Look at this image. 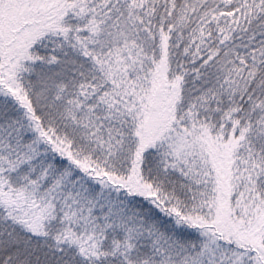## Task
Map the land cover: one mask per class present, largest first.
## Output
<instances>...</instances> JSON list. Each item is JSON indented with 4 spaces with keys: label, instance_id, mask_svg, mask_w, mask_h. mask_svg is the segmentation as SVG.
Returning <instances> with one entry per match:
<instances>
[{
    "label": "snow or ice",
    "instance_id": "snow-or-ice-1",
    "mask_svg": "<svg viewBox=\"0 0 264 264\" xmlns=\"http://www.w3.org/2000/svg\"><path fill=\"white\" fill-rule=\"evenodd\" d=\"M0 264H264V0H0Z\"/></svg>",
    "mask_w": 264,
    "mask_h": 264
}]
</instances>
